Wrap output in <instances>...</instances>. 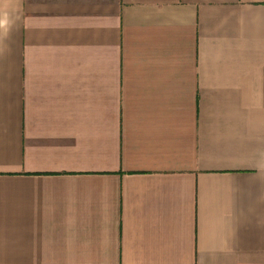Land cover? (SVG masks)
Instances as JSON below:
<instances>
[{
    "label": "crops",
    "instance_id": "obj_1",
    "mask_svg": "<svg viewBox=\"0 0 264 264\" xmlns=\"http://www.w3.org/2000/svg\"><path fill=\"white\" fill-rule=\"evenodd\" d=\"M0 264H264V0H0Z\"/></svg>",
    "mask_w": 264,
    "mask_h": 264
}]
</instances>
